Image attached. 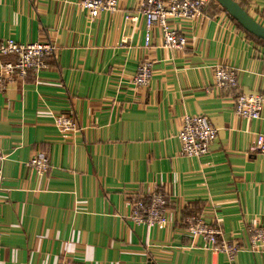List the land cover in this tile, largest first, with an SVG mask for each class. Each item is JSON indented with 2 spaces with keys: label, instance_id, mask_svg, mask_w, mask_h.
I'll use <instances>...</instances> for the list:
<instances>
[{
  "label": "crops",
  "instance_id": "crops-1",
  "mask_svg": "<svg viewBox=\"0 0 264 264\" xmlns=\"http://www.w3.org/2000/svg\"><path fill=\"white\" fill-rule=\"evenodd\" d=\"M80 2L0 0V40L56 46L46 68L0 90V264H264V251L247 247L250 227L264 225V155L255 147L264 106L244 119L237 91L214 86L216 67L227 66L238 92L264 96V44L212 2L193 21L171 19L188 37L183 50L164 47L158 30L147 48L139 0L95 19ZM241 2L264 25V0ZM143 61L153 74L139 86ZM59 114L79 129L62 132ZM185 114L218 129L203 157L180 154ZM37 154L50 158L44 175L27 165ZM155 191L168 198L165 222L136 223L133 202ZM193 214L243 249L234 257L209 249L187 229Z\"/></svg>",
  "mask_w": 264,
  "mask_h": 264
},
{
  "label": "built area",
  "instance_id": "built-area-1",
  "mask_svg": "<svg viewBox=\"0 0 264 264\" xmlns=\"http://www.w3.org/2000/svg\"><path fill=\"white\" fill-rule=\"evenodd\" d=\"M121 0H81V6L89 11L90 17L98 18L102 12H116L120 9ZM216 0H139V12L146 20L145 47H150L153 32L158 30L162 44L167 48L183 50L188 37L171 23L178 21H193L203 16L210 4ZM223 9V7L221 6ZM138 16L127 14L126 20H137ZM56 46L51 42L22 43L13 38L0 40V90L5 82L15 77L25 78L29 72H39L48 66L47 59L55 52ZM13 56L5 60L4 57ZM153 74L151 61H143L137 68L133 81L136 85H147ZM214 86L227 91L236 90L235 112L247 120L258 119L264 106V96L261 94H246L238 92L237 70L227 66H217L214 72ZM55 123L62 132L77 131L79 125L69 116H55ZM218 129L204 114H185L178 132L182 148L180 154L185 157H203L206 155L217 136ZM257 150L264 155V134H258ZM7 155L0 152V193L3 186L4 169ZM50 158L45 154L34 155L27 162L38 174L44 175L50 167ZM168 198L162 191H155L146 197L133 202L131 218L138 224L150 227L165 222ZM188 231L194 237L202 236L206 246L214 251H222L234 257L243 248L236 242L220 239L222 230L209 224L202 215L193 214L187 218ZM250 249L264 251V225L253 224L250 227V238L247 246ZM61 264H74L62 262Z\"/></svg>",
  "mask_w": 264,
  "mask_h": 264
},
{
  "label": "water",
  "instance_id": "water-1",
  "mask_svg": "<svg viewBox=\"0 0 264 264\" xmlns=\"http://www.w3.org/2000/svg\"><path fill=\"white\" fill-rule=\"evenodd\" d=\"M249 33L264 40V25L257 21L237 0H216Z\"/></svg>",
  "mask_w": 264,
  "mask_h": 264
},
{
  "label": "trees",
  "instance_id": "trees-1",
  "mask_svg": "<svg viewBox=\"0 0 264 264\" xmlns=\"http://www.w3.org/2000/svg\"><path fill=\"white\" fill-rule=\"evenodd\" d=\"M239 3H240V5L242 6V7H244L245 9H246V7H245V5L243 4V2H241V0H237ZM224 9V8H223ZM247 10V9H246ZM248 11V10H247ZM227 12V11H226ZM228 13V12H227ZM229 14V13H228ZM229 16L237 23V25L240 27V28H242L245 32H247V34L250 36V37H252L253 39H255V40H257V41H259V42H261V43H263L264 44V40H262V39H260V38H258V37H256L255 35H253V34H251V33H249L248 31H246V29L241 25V23L240 22H238L235 18H233L230 14H229Z\"/></svg>",
  "mask_w": 264,
  "mask_h": 264
}]
</instances>
